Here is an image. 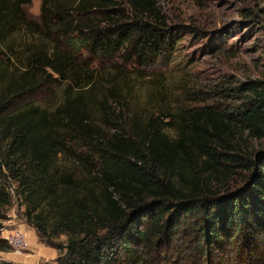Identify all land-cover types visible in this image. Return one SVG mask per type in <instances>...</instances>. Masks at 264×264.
<instances>
[{"label":"trees","instance_id":"trees-1","mask_svg":"<svg viewBox=\"0 0 264 264\" xmlns=\"http://www.w3.org/2000/svg\"><path fill=\"white\" fill-rule=\"evenodd\" d=\"M29 3L0 0V220L16 202L37 240L57 252L50 264L165 261L187 237L207 263L216 252L218 260L234 253L241 264H264V149L245 144L264 138V79L228 89L240 99L229 112L144 118L101 102L99 127L80 93L93 76L79 53L117 66L161 58L171 37L155 0H43L37 20L25 12ZM20 31L49 47L27 44L20 60L10 40ZM81 72L84 83L52 112L23 101L51 74L57 82ZM60 157L72 167H61ZM0 252H7L1 240Z\"/></svg>","mask_w":264,"mask_h":264},{"label":"rangeland","instance_id":"rangeland-1","mask_svg":"<svg viewBox=\"0 0 264 264\" xmlns=\"http://www.w3.org/2000/svg\"><path fill=\"white\" fill-rule=\"evenodd\" d=\"M42 1L30 0L25 8L29 18L38 19ZM56 1L68 3L76 0ZM155 3L164 29L171 37V47L161 58L142 67L117 66L93 59L84 51L79 53V60L84 61L81 68L93 76L91 84L83 87L80 93L87 99L90 119L99 127L103 126L101 102L108 109L117 108L125 116L134 114L144 118L205 107L229 112L240 105V99L228 89L245 81L264 79V0H155ZM118 7L128 13L124 3L118 1ZM10 40L11 53L20 54V60L27 53L24 49L27 44L31 48L49 47L44 38L25 31L16 32ZM60 46L63 47L64 43ZM14 66L19 67L20 63L14 61ZM46 74L50 72L46 71ZM53 78L51 74L42 89L26 96L23 101L52 112L60 106L74 83L83 84L85 81L83 72L71 81L52 82ZM167 135L173 136L171 132ZM245 144L251 151H260L264 149V138L258 141L246 139ZM58 164L72 167L65 157H60ZM21 212L22 208L12 202L0 220L1 229L21 231L22 226L28 227ZM55 242L64 244L65 237L59 236ZM193 245L188 237L178 239L172 249L165 251L168 256L165 261L159 260L160 257L149 264H241L234 253L228 252V255L219 257L220 260L218 253L213 252L207 263L204 256L192 252ZM2 253L10 252L7 249ZM177 255L181 259L179 263L173 261ZM1 262L7 261L2 259Z\"/></svg>","mask_w":264,"mask_h":264},{"label":"crops","instance_id":"crops-1","mask_svg":"<svg viewBox=\"0 0 264 264\" xmlns=\"http://www.w3.org/2000/svg\"><path fill=\"white\" fill-rule=\"evenodd\" d=\"M21 231L24 233L28 242V254L14 255L11 253H2V259L11 264H37L38 262H52L57 257V252L43 244L39 243L34 231L22 226Z\"/></svg>","mask_w":264,"mask_h":264},{"label":"built area","instance_id":"built-area-1","mask_svg":"<svg viewBox=\"0 0 264 264\" xmlns=\"http://www.w3.org/2000/svg\"><path fill=\"white\" fill-rule=\"evenodd\" d=\"M7 191L13 196L12 187H8ZM0 240L7 246V249L11 254L22 255L28 251L27 239L24 233L20 230H6L0 228ZM1 255L0 252V263L2 261Z\"/></svg>","mask_w":264,"mask_h":264}]
</instances>
